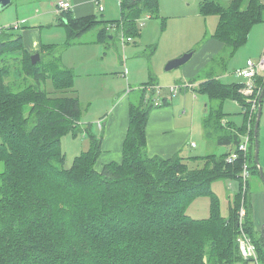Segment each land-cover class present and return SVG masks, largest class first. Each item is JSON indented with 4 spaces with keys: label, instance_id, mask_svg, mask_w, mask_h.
<instances>
[{
    "label": "trees",
    "instance_id": "trees-1",
    "mask_svg": "<svg viewBox=\"0 0 264 264\" xmlns=\"http://www.w3.org/2000/svg\"><path fill=\"white\" fill-rule=\"evenodd\" d=\"M141 1L144 10L158 11L159 0ZM141 1L122 2L123 27L132 37L138 34L135 22L142 11ZM201 6L203 13L219 15L215 37L224 49L216 58L224 65L247 43L253 25L264 21L261 0H233L229 6L207 1ZM66 12L62 13L68 33L65 45H70L96 20ZM6 45L23 52L36 84L28 86L29 92L11 91L0 69V162L4 164L0 173V264H204L205 259L212 264H232L243 258L238 244L241 206L246 208L242 227L264 264V235L258 238L253 232L250 184L247 181L244 188L242 159L227 163L228 152L209 154L197 158L202 163L191 167L179 154L149 156L146 125L153 101H145L148 85L144 84L140 102L130 104L122 162L96 170L101 140L91 133L87 149L68 169L61 139L82 129L78 128L82 109L74 94L75 77L60 61L64 46L57 56L52 54L54 45L44 47L40 60L33 64L32 53L24 49L20 36L1 28L0 48ZM258 81L263 88L264 80L258 77ZM200 85V93L218 101L210 112L215 121H205L208 132L225 127V99L246 106L244 123L219 138V143L237 145L247 130L250 112L240 84L224 83L210 75ZM251 133L253 145L254 125ZM248 161L251 175L260 176L251 148ZM222 178L240 183L229 217L222 215L212 190V183ZM201 196L211 197V215L195 219L187 208Z\"/></svg>",
    "mask_w": 264,
    "mask_h": 264
},
{
    "label": "rangeland",
    "instance_id": "rangeland-1",
    "mask_svg": "<svg viewBox=\"0 0 264 264\" xmlns=\"http://www.w3.org/2000/svg\"><path fill=\"white\" fill-rule=\"evenodd\" d=\"M28 1L30 2L31 0H12V3L8 7L1 10L0 29L8 28L9 32L15 36H20L19 31L16 29H10L9 26L14 25L12 24V21H14L16 16L21 18L25 14L22 12L21 7L17 8V5L19 6L20 2L28 3ZM41 1L48 2L50 0ZM201 1L202 0H159L158 11L157 9H147V13L142 14L136 20V29L138 34L133 37L131 41L123 42L122 38L118 34H115L113 38H110L109 34L111 33L109 32L106 33L107 35H104L106 40L105 44L91 42L94 39L96 29L103 26V24L99 22L91 25L92 27H90L89 32H86L79 38L77 37L80 41L84 42L77 46H86L83 54H79L77 58L74 53H70L71 51H68V49L70 50L75 47H68L64 45L62 49V46L59 47L54 45L52 54L57 56L62 49L60 56L61 62L66 60V55L67 59L73 58L74 65L69 62L66 65V68L70 69L69 73L75 77L74 94L78 96L82 109V115L80 118L82 124L78 126V128L82 127V129L77 132V134L72 131L64 135L61 139L66 168H71L74 164L75 158L89 145V134L94 133L97 135L100 133L101 123L104 122L105 117H107L109 113L108 109L110 104L117 101V96L122 98L129 94L133 101L140 99L139 96H141L142 93L140 88L141 84L148 80V72L150 68H154V60L155 63L160 64L167 56L166 54H168V49L173 42L178 43L184 35L185 38L188 37V39L197 36L193 41L196 42L201 38L203 29L206 32V28H208L209 31L207 33L209 35L210 31L213 30L214 27L216 28L218 15L212 12H200L199 3ZM205 1H214L224 6H229L233 2V0ZM261 1L264 4V0ZM48 5H50V3H48ZM119 5L120 4L115 0L106 3L107 12H105L104 17L108 18L109 21L114 19V17H118ZM23 6L27 7L28 4ZM40 10L43 9L41 8ZM100 14L102 13L100 12ZM50 22L51 21H44L43 23L49 24ZM109 25L113 28L111 23H109ZM11 27L14 28L13 26ZM47 27L48 26H46V28ZM51 30L53 31V35L55 37L53 42L63 44L65 40V30L62 29L56 31L55 28H52ZM102 30L104 31L103 27ZM263 38L264 22L254 24L249 32L247 43L239 47L233 57L227 59V67H224V64L216 57L215 62H210L208 66L213 68L214 66L220 67L218 69V73L219 75L220 73L222 74V76L219 77L222 82L234 83L240 80L242 82H246V79L237 75L236 70L246 67L244 64H247L248 59L253 60L256 64L263 59L264 54L259 56L260 53L256 52L258 40ZM12 43L14 44V47H20L19 42L12 41ZM197 46L198 45H196L193 49H198L196 48ZM88 47L95 49L98 55L94 56L93 54H89ZM8 48L9 47L7 45L0 48V69L4 74L3 81L9 88H11V91L17 92L19 90L27 89V92H29L28 86L35 85L36 83L35 78L32 75H29V67L27 65L28 61L21 50L18 51L17 49L12 51ZM63 53L64 55L62 57ZM225 53L226 50L222 54L225 55ZM48 57H52V55H48ZM48 57L45 59L48 60ZM130 64H132V66L137 65L135 68H131ZM202 69L204 72L206 71L210 73L208 68L204 67ZM152 73L155 75L153 71ZM133 74H135V78L132 77ZM213 75L216 74L213 72ZM258 77L259 76L251 80L254 84V88L259 87ZM134 82H136V84H134ZM154 83L155 82L150 79L147 85ZM242 85L246 86L247 84L243 83ZM197 86L200 87L201 85L199 84ZM52 89V86H47L49 93H54L52 92ZM179 91L180 90L178 89V92ZM165 93H169L167 89L162 92L161 96ZM169 94L171 95V93ZM155 95L157 97V94ZM260 95L261 92L258 96L257 107L252 113L251 121L254 126V119L256 121ZM179 96L180 95H178L174 100H176ZM198 99L200 101L199 110L203 112L205 119L210 118V120L214 122L216 118L214 113L211 114L210 112L218 104L212 102L208 97L206 98L203 95H198ZM147 100L150 99L147 98ZM223 112L226 122L228 121L233 124L236 121L240 126L244 123L245 110H243V107L240 106L239 102L225 99L223 102ZM226 113L230 114L226 115ZM228 117L232 118L229 119ZM231 127L232 128L218 127L216 129H212L210 132L211 135L209 138L214 139L216 143L212 144V147L215 149V154L221 155L224 151H226L228 146L226 144L219 143V138L220 135H227L232 132L234 125ZM205 143L207 146L211 145L210 142L206 141ZM250 148L251 153L254 155L255 140L253 145L250 144ZM195 151H197L196 154L201 157L206 155V153L201 150L200 146L199 148H196ZM189 165L191 167L194 166L192 163H189ZM3 170L4 164L3 162H0V173ZM249 179L250 177L248 180ZM231 183H233V187H230ZM212 186L219 189V193H214L217 195L222 215L224 217H229L230 205L234 200L233 195L239 189V180L222 178L215 180L212 183ZM211 202L212 200L210 196L198 197L188 206L187 214L195 219L209 218L211 215ZM204 264L212 263L205 259Z\"/></svg>",
    "mask_w": 264,
    "mask_h": 264
},
{
    "label": "crops",
    "instance_id": "crops-1",
    "mask_svg": "<svg viewBox=\"0 0 264 264\" xmlns=\"http://www.w3.org/2000/svg\"><path fill=\"white\" fill-rule=\"evenodd\" d=\"M31 1H28V3L20 2L19 6L17 5V8L21 7L22 12L25 14L21 18H18L16 16L14 21H12V24L14 25H11L14 27L13 29L19 31L24 49H26L30 53H40V51H42V49L47 46H64L67 43L68 33L66 34V18L64 14L62 15V13L57 10V3L59 0H50L48 2H42L41 0ZM70 1L72 3V8L66 12L67 14L69 13V15L75 18L92 16L93 18H95L96 24L99 22L103 24V26L96 29L94 39L91 42L105 44L106 40L104 38V35H107L106 33L109 32L111 33L109 34L110 38H113L115 34L121 35L122 32L125 38L130 36L126 34L124 27L122 28V30H120V27L125 24L122 12L123 0H115L120 4L119 16L114 17V19L110 21L108 20V18H105L104 15L105 12H107L106 3L113 0ZM205 2L207 1L202 0L199 3L200 12H202L201 4ZM48 3H50V5H48ZM27 4V7L23 6ZM99 4H102L104 6V10L101 11L99 9ZM139 5L141 6L142 11L138 14L137 19L142 14L147 13L143 8L144 1H141ZM41 8L43 10H40ZM100 12L102 14H100ZM44 21L51 22L49 24H44ZM109 23H111L115 27H109ZM218 24L219 15L217 18L216 28L214 27V29L210 31L209 35L207 33L209 29L206 28V32L203 29L199 41L193 42L195 37L197 36L188 39V37L185 38L184 35V37H181V40H179L178 43L173 42L168 49V54H166L167 56L160 64L155 63L154 60V68H150L148 72V80L141 84V86H143L144 84H148V81L150 79L155 82L154 84H149L148 89H146L147 92H145V101L147 102V98H149L151 101H153L154 106L150 111L146 125L147 152L149 156L170 158L176 154H179L183 158H185L186 162L192 163L194 164V166H196L197 164L202 163L201 160L197 159L201 156L197 155V151H195L196 148H199V146L201 150L206 153V155L215 154V149L214 147H212V144L216 143L214 139L209 138L211 133L206 129L207 127L205 125V116L203 115V112L199 110L200 101L198 99V95H203L206 98H209V96L207 94L200 93L198 91L197 85L206 81L210 75H213V72L218 76V78L222 76L221 73L220 75L218 73V69L220 67L214 66L213 68L208 66L210 62H215V57L218 56L224 49V43L220 39L215 37ZM46 26L48 27L46 28ZM102 27L104 28V31L102 30ZM52 28H55L56 31L62 29L65 30V40L63 44H57L56 42H53L55 37L53 35V31L51 30ZM86 32H89V30ZM86 32H84L83 34H85ZM83 34H80L77 37L79 38ZM77 37L74 39L72 44L65 45L68 47H75L70 50L68 49V51H71L70 53H74L76 55V58L79 54H83V51H85L86 48V46H77L84 43ZM126 41L128 40H124L123 42ZM196 45H198L196 47L198 49H193ZM191 50L194 52V54L189 61L182 65V67L179 66L171 70H166V68H164V65L168 63V60L170 61L174 58L180 57L182 54L190 52ZM256 52L260 53L259 56H262L264 54V38L258 40ZM88 53L93 54L94 56L98 55L95 49H91L89 47ZM63 55L64 53L62 54V57ZM69 62L73 63V58L67 59L66 55V60L62 62V64L67 67L66 65ZM227 63H225L224 67H227ZM136 65L132 66V64H130V67L135 68ZM246 65L247 64H244V66ZM204 67L208 68L210 70V73L206 71L204 72V70L202 69ZM152 71L155 73V75H153ZM132 77L135 78V74H133ZM234 83L240 84V92L248 102L250 99V92L246 93L247 86L242 85L246 82H242L240 80ZM134 84H136V82H134ZM159 86V93H157L158 89L156 88ZM172 86L176 87L174 91L171 89ZM165 89H167V91L171 93V95L169 93H165L161 96L162 92H164ZM178 89L180 90V94L178 92ZM155 94H157V97ZM143 95L144 94H142V97ZM178 95L180 96L176 100H174ZM139 97L142 98L141 96ZM116 98L117 101L110 104L108 109L109 113L107 117H105L104 122L101 123L100 133L96 135L101 140L102 150L95 163V169L98 171H102L103 167L108 163L122 162L123 145L128 133L130 123V104L131 102L135 104L140 102V99L133 101L132 98H130L129 94L125 95L122 98L119 96H117ZM229 100L239 102L238 100L231 98ZM211 101L214 103H218V101ZM239 104L243 107V110L246 111V106H243L240 102ZM228 114L230 113H226V115ZM228 118L231 119L232 117ZM227 122L225 118L222 119V123L225 127L232 128V125H234V127L240 126L236 121L233 124ZM80 123L82 124L81 121ZM206 141L210 142L211 145L207 146L205 143ZM227 146L229 147V149L227 147L228 150L226 149L224 153L229 152L232 147L231 145ZM259 160L264 172V96L262 100V117L259 127ZM248 181L250 184L248 190L251 201V216L254 230L253 232L259 238L264 235V183L262 178L256 174L251 175ZM230 187H233V183L230 184ZM212 189L215 193H219V189H217V187L212 186ZM235 194L236 192L234 193V195ZM236 264H249V262L242 258L241 260L237 261Z\"/></svg>",
    "mask_w": 264,
    "mask_h": 264
},
{
    "label": "built area",
    "instance_id": "built-area-1",
    "mask_svg": "<svg viewBox=\"0 0 264 264\" xmlns=\"http://www.w3.org/2000/svg\"><path fill=\"white\" fill-rule=\"evenodd\" d=\"M122 1V0H120ZM133 1H141V0H133ZM72 8V3L70 0H59L57 3V10L60 13H64ZM99 9L102 11L104 10V6L102 4H99ZM115 27L114 25H112ZM110 27V25H109ZM123 26L120 27V30H122ZM119 30V31H120ZM122 40H128L131 41L132 37H126L124 36L123 32L121 33ZM237 75L246 79V93L250 92V112L247 122V130L242 135L241 141L231 147L229 150V154L226 157L227 163H234L236 160L242 159V172L241 177L244 183V188H246V184L248 181V178L251 176V169H250V162L248 161V154H249V148L251 144V131L253 128L252 125V113L255 111L257 107L258 102V96L262 90V87H255L252 83V79L256 78L257 76L261 77L264 80V57L263 59L256 64L253 60H248L247 65L245 68L236 70ZM176 86V85H175ZM175 86H172L171 89L174 91L176 89ZM148 89V86L146 87ZM157 93H159L160 86L157 87ZM240 236L238 238V244H239V250L241 252L242 257L249 262V264H263L257 249L256 244L252 240V238L244 231L242 227V220L246 214V208L244 206H241L240 208Z\"/></svg>",
    "mask_w": 264,
    "mask_h": 264
},
{
    "label": "water",
    "instance_id": "water-1",
    "mask_svg": "<svg viewBox=\"0 0 264 264\" xmlns=\"http://www.w3.org/2000/svg\"><path fill=\"white\" fill-rule=\"evenodd\" d=\"M12 3V0H0V11L4 10L6 7H8ZM194 54L193 51L184 53L180 57L174 58L166 64L165 68L166 70H171L174 68H177L179 66L184 65L187 61L190 60L192 55ZM40 60V53L39 52H34L31 54V61L33 64H36ZM264 96V87L262 88L261 95L259 97V103H258V111H257V117L255 121V126H254V135H255V153H254V160L256 164L259 167L260 170V177L263 180L264 183V172L260 164L259 160V127H260V121L262 117V100ZM264 228V225H263Z\"/></svg>",
    "mask_w": 264,
    "mask_h": 264
},
{
    "label": "bare ground",
    "instance_id": "bare-ground-1",
    "mask_svg": "<svg viewBox=\"0 0 264 264\" xmlns=\"http://www.w3.org/2000/svg\"><path fill=\"white\" fill-rule=\"evenodd\" d=\"M252 134V133H251Z\"/></svg>",
    "mask_w": 264,
    "mask_h": 264
}]
</instances>
